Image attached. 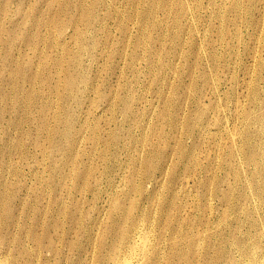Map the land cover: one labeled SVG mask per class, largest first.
I'll return each instance as SVG.
<instances>
[{"label": "rangeland", "instance_id": "rangeland-1", "mask_svg": "<svg viewBox=\"0 0 264 264\" xmlns=\"http://www.w3.org/2000/svg\"><path fill=\"white\" fill-rule=\"evenodd\" d=\"M263 102L264 0H0V264H264Z\"/></svg>", "mask_w": 264, "mask_h": 264}, {"label": "bare ground", "instance_id": "bare-ground-1", "mask_svg": "<svg viewBox=\"0 0 264 264\" xmlns=\"http://www.w3.org/2000/svg\"><path fill=\"white\" fill-rule=\"evenodd\" d=\"M257 92V91H256ZM253 94H255V93H253ZM258 96V95H257ZM260 97V96H259ZM253 98V97H252ZM262 103V102H261ZM264 103V102H263ZM169 113V112H168ZM249 114V113H248ZM250 115V114H249ZM259 119V118H258ZM257 120V119H256ZM263 125V124H262ZM249 126V125H248ZM250 128V127H249ZM256 129V128H255ZM247 132V131H246ZM164 133V132H163ZM161 141V140H160ZM261 149V148H260ZM245 152V151H244ZM263 154V153H262ZM255 155V154H254ZM257 156V155H256ZM235 157V156H234ZM250 157V156H249ZM260 157V156H259ZM247 160V159H246ZM229 161V160H228ZM118 162V161H117ZM231 162V161H230ZM258 166V165H257ZM255 173V172H254ZM254 175V174H253ZM136 180V179H135ZM225 181V180H224ZM228 182V181H227ZM264 190V189H263ZM229 192V191H228ZM175 196V195H174ZM229 197V196H228ZM119 207V206H118ZM120 211V210H119ZM127 212V211H126ZM127 217V216H126ZM137 220V219H136ZM135 221V220H134ZM226 221V220H225ZM259 222V221H258ZM135 223H136V221H135ZM137 223H138V221H137ZM132 224V223H131ZM133 224H134V222H133ZM135 225V224H134ZM139 225V224H138ZM132 226V225H131ZM130 226V227H131ZM136 226V225H135ZM137 227V226H136ZM140 227V226H139ZM132 229V228H131ZM135 229V228H134ZM137 229V228H136ZM125 230V229H124ZM130 230V229H129ZM263 231V230H262ZM142 232V231H141ZM140 232V233H141ZM144 232V231H143ZM125 233H127L126 231H125ZM124 233V234H125ZM133 233V232H132ZM131 233V234H132ZM121 234V233H120ZM130 234V235H131ZM144 234V233H143ZM126 235V234H125ZM128 235V234H127ZM121 236V235H120ZM136 236V235H135ZM143 236V235H142ZM126 237H128V236H126ZM131 237V236H130ZM133 238V237H132ZM146 238V237H145ZM122 239H123V237H122ZM127 239V238H126ZM139 239V238H138ZM153 239V238H152ZM147 240H148V238H147ZM175 240V239H174ZM126 241V240H125ZM131 241V240H130ZM129 241V242H130ZM248 241V240H247ZM126 242H128V241H126ZM113 243H115V242H113ZM124 243V242H123ZM150 242L148 241V244H149ZM198 243V242H197ZM112 245V244H111ZM119 245V247H120V244H118ZM115 246V245H114ZM130 246V245H129ZM132 246V245H131ZM234 246V245H233ZM118 247V248H119ZM122 247H124V246H122ZM143 247V246H142ZM148 247V246H147ZM135 248V247H134ZM113 249H115L114 247H113ZM133 249V248H132ZM137 249V248H136ZM146 249V248H145ZM121 250V249H120ZM134 250V249H133ZM119 251V250H118ZM122 251V250H121ZM132 251V250H131ZM135 251V250H134ZM147 251H148V249H147ZM245 251V250H244ZM120 253V252H119ZM146 253V252H145ZM159 253V252H158ZM252 253V252H251ZM111 254H112V252H111ZM126 254V253H125ZM113 255V254H112ZM183 256V255H182ZM248 256V255H247ZM114 257H115V255H114ZM121 257V256H120ZM133 258V257H132ZM139 258H141V257H139ZM148 258V257H147ZM112 259V258H111ZM114 259V258H113ZM155 259H157V258H155ZM159 259V258H158ZM251 259V258H250ZM264 259V258H263ZM117 260V259H116ZM126 260V259H125ZM129 260V259H128ZM131 260V259H130ZM133 260V259H132ZM259 260V259H258ZM257 260V261H258ZM140 261V260H139ZM143 261V260H142ZM155 261V260H154ZM158 261V260H157ZM126 262H127V260H126ZM239 262V261H238ZM129 263H131V262H128V264ZM146 263V262H145ZM155 263V262H154ZM142 264V263H141ZM157 264V263H156ZM184 264V263H183ZM263 264V263H262Z\"/></svg>", "mask_w": 264, "mask_h": 264}]
</instances>
